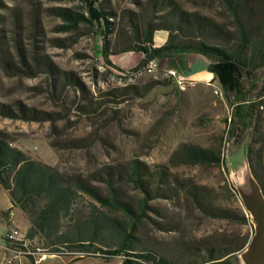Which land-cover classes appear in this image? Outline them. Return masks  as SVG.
Returning a JSON list of instances; mask_svg holds the SVG:
<instances>
[{
	"label": "rangeland",
	"instance_id": "1",
	"mask_svg": "<svg viewBox=\"0 0 264 264\" xmlns=\"http://www.w3.org/2000/svg\"><path fill=\"white\" fill-rule=\"evenodd\" d=\"M238 2L243 11L236 18L247 32V46L240 44L236 18L223 0H0V108L5 111L0 115V133L8 143L55 168L65 180L86 182L102 195L107 193V180L117 181L116 195L131 207L145 197L127 182L133 162L151 172L165 167L168 184L161 189L179 188L170 196L162 191L148 195L135 224L134 254L151 253L185 264L203 257L206 248L238 242L249 231L250 220L243 223L240 210L250 217L229 187L233 188L231 175L239 179L250 160L264 188V91L260 90L264 64L248 65L263 31L264 0ZM89 3L108 17L111 56L133 49V41L127 39L145 22L161 25L176 11L206 19V31L196 35L244 64L248 74L241 94L227 96L220 85L218 90L179 84L154 68L118 75L103 61L97 25L79 23L71 29L60 16L88 17ZM164 35L168 37V32L156 31L153 43ZM185 41L197 42L182 36L176 39ZM62 74L68 81L64 86L58 80ZM241 105L248 111L254 105L255 110L246 131L235 115ZM181 144L219 149L223 162L188 166L171 160ZM187 185L202 192L215 210H199L180 190ZM9 209L8 193L0 188V246L7 230L16 228L23 235L27 230L19 210L13 212V224L7 220L4 213ZM93 209L105 211L80 193L67 223ZM111 216L120 219L119 213ZM36 247L42 249L36 240L28 241L21 252L31 253ZM21 257L32 262L28 254ZM122 260L116 256L108 261L120 264ZM230 263L242 264L239 254Z\"/></svg>",
	"mask_w": 264,
	"mask_h": 264
},
{
	"label": "trees",
	"instance_id": "2",
	"mask_svg": "<svg viewBox=\"0 0 264 264\" xmlns=\"http://www.w3.org/2000/svg\"><path fill=\"white\" fill-rule=\"evenodd\" d=\"M236 18L243 7L238 0H223ZM61 18L67 23L68 28H76L79 23L97 25L99 36L102 40L101 54L107 67L112 68L118 75L136 73L146 68L150 60L171 58L178 53L189 51L197 52L213 62L211 71L228 96L239 95L242 90V80L248 73L245 72L244 64L236 59L227 50L205 43L199 31H206L207 20L196 15H186L175 12L168 22L161 25L151 26L144 23L142 30L135 29L134 36L127 40L133 41L134 49L143 54L142 60L129 71H119L112 66L110 55V34L108 17L97 11L91 3L88 6V17L83 15L61 14ZM237 34L240 44H249L244 25L237 20ZM262 35L260 40L252 47L250 67L264 64V20L262 21ZM168 32L165 43L155 47L153 37L156 31ZM178 36L194 38L195 43L185 41L177 43ZM123 40V39H122ZM117 39V41H122ZM126 40V39H125ZM257 62V63H256ZM61 86L68 83L66 76L58 78ZM71 82V81H70ZM264 91V86L261 87ZM250 111L244 105L236 106L235 115L240 119L243 131L254 121V105ZM5 111L0 108V115ZM220 150L215 151L201 148L191 144H181L172 154L171 160H176L183 165H208L219 166L223 161ZM250 167L251 161L248 160ZM165 167H158L151 172L143 168L138 162H133L127 174V182L134 185L145 197L135 207L118 198L115 191L116 183L107 180V193H98L86 182H69L53 167L40 161L31 159L22 151L14 148L0 133V188L8 193L10 209L4 213L8 218L12 209H17L27 220L25 240H36L42 249L49 252L59 253H83L85 256H101L103 260L120 256L123 260L120 264H173L160 257L150 254H134L137 250L135 237V224L142 217L147 197L153 192L162 191L166 196L170 193L177 194L179 188L167 186L168 173ZM253 176L261 186L263 195L264 188L260 180L252 171ZM231 191H236L230 186ZM178 189V190H177ZM189 199L195 203L201 211L213 212L215 208L209 203L202 192L194 185L181 188ZM80 193H85L93 198L105 211L93 209L87 216H81L67 221L73 217L75 205ZM120 214V219L112 217V214ZM240 220L249 222L244 212L240 210ZM249 231L238 242H229L224 247L214 246L205 249V254L199 260L185 264H231V258H237L253 232L249 224ZM15 248V247H14ZM104 249V250H103ZM79 257V258H83Z\"/></svg>",
	"mask_w": 264,
	"mask_h": 264
},
{
	"label": "crops",
	"instance_id": "3",
	"mask_svg": "<svg viewBox=\"0 0 264 264\" xmlns=\"http://www.w3.org/2000/svg\"><path fill=\"white\" fill-rule=\"evenodd\" d=\"M154 39V37H153ZM167 40V36L161 37V40L154 43L155 47H160ZM156 42V40H155ZM120 54L109 55L111 64L119 71H129L133 69L142 60L143 54L137 50L127 47ZM213 62L207 57L197 52L184 51L176 54L171 58H163L155 60V71H161L164 74L174 73L173 79L179 84L203 85L220 89L219 83L215 74L211 71ZM11 207V205H10ZM17 209H12L7 220L13 224V212ZM7 244L0 246V264H24L22 257L17 256L14 252L7 250ZM25 260V259H24ZM25 264L28 263L25 260ZM40 264H112L111 261H105L99 256H86L83 258L72 255H49V257Z\"/></svg>",
	"mask_w": 264,
	"mask_h": 264
},
{
	"label": "water",
	"instance_id": "4",
	"mask_svg": "<svg viewBox=\"0 0 264 264\" xmlns=\"http://www.w3.org/2000/svg\"><path fill=\"white\" fill-rule=\"evenodd\" d=\"M231 181L253 228L239 258L242 264H264V195L248 161L244 163L240 178L232 174Z\"/></svg>",
	"mask_w": 264,
	"mask_h": 264
},
{
	"label": "built area",
	"instance_id": "5",
	"mask_svg": "<svg viewBox=\"0 0 264 264\" xmlns=\"http://www.w3.org/2000/svg\"><path fill=\"white\" fill-rule=\"evenodd\" d=\"M155 66V60H150L146 66L145 69L148 68H154ZM170 75L174 76L175 74L172 72ZM214 94L216 96H220L221 94L215 90ZM223 162V161H222ZM5 243L7 244V250L14 252L17 256L21 257L22 254H28L32 257V262L31 264H40L41 262L45 261L49 255H72V256H79L82 257L84 254L83 253H59V252H49L48 249H41L36 247L34 251L31 253H24L21 252L23 248H26V243L28 240H25V235H23L18 229L16 228H11L7 230L4 234L3 237ZM15 247V248H14Z\"/></svg>",
	"mask_w": 264,
	"mask_h": 264
},
{
	"label": "bare ground",
	"instance_id": "6",
	"mask_svg": "<svg viewBox=\"0 0 264 264\" xmlns=\"http://www.w3.org/2000/svg\"><path fill=\"white\" fill-rule=\"evenodd\" d=\"M224 157V156H223Z\"/></svg>",
	"mask_w": 264,
	"mask_h": 264
}]
</instances>
